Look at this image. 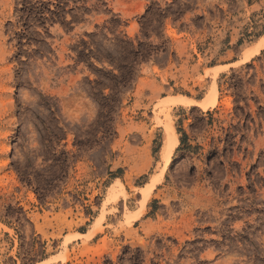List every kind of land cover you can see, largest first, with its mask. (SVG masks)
Masks as SVG:
<instances>
[{"label": "rangeland", "instance_id": "374dc122", "mask_svg": "<svg viewBox=\"0 0 264 264\" xmlns=\"http://www.w3.org/2000/svg\"><path fill=\"white\" fill-rule=\"evenodd\" d=\"M263 38L264 0H0V264H264Z\"/></svg>", "mask_w": 264, "mask_h": 264}, {"label": "bare ground", "instance_id": "6f19581e", "mask_svg": "<svg viewBox=\"0 0 264 264\" xmlns=\"http://www.w3.org/2000/svg\"><path fill=\"white\" fill-rule=\"evenodd\" d=\"M263 48H264V38L261 41H259V43H257L256 45L247 48L243 52L242 58L239 61L235 62L234 65H238L241 63L248 62L253 57L258 55ZM228 67L229 66L227 65V66L215 68V74L217 75L219 72H221L222 70H226ZM217 97H218V86L215 83L212 90H211L210 96L201 102H198V101H196L192 98H189L185 95H177V96H171V97L165 98V99H167L166 104L160 110L161 114L162 113L165 114V118H166V123L164 126V128H165V141H164V148L162 151V162L164 163V167L162 169L161 176H163V174L166 172L167 168L169 167L171 160H172V156H173L177 146L179 145V135L177 134L176 130L173 127L172 117H171V113H170L171 107L172 106L198 105V106L205 109L208 107L209 103L213 102V104H214L215 102H217ZM227 103L230 104L229 102H227ZM156 182L157 181H153L150 184H148L149 185V188H148L149 191L155 187ZM117 183L120 186V189L122 191H125V188H124L122 181L118 180ZM77 235H80V234H77ZM44 262H46V261H44Z\"/></svg>", "mask_w": 264, "mask_h": 264}, {"label": "crops", "instance_id": "0c3cea01", "mask_svg": "<svg viewBox=\"0 0 264 264\" xmlns=\"http://www.w3.org/2000/svg\"><path fill=\"white\" fill-rule=\"evenodd\" d=\"M220 67V66H226L224 63H219V64H216V65H213V66H211V68L212 67ZM164 97H167V95L166 96H164Z\"/></svg>", "mask_w": 264, "mask_h": 264}]
</instances>
